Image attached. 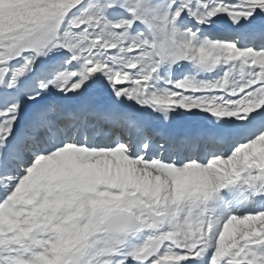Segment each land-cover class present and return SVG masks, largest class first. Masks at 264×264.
<instances>
[{
  "label": "snow or ice",
  "instance_id": "6c2138e0",
  "mask_svg": "<svg viewBox=\"0 0 264 264\" xmlns=\"http://www.w3.org/2000/svg\"><path fill=\"white\" fill-rule=\"evenodd\" d=\"M0 264H264V0H0Z\"/></svg>",
  "mask_w": 264,
  "mask_h": 264
}]
</instances>
